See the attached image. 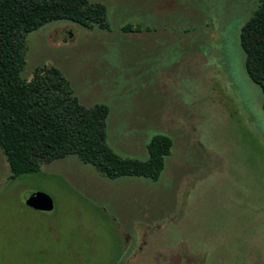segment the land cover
I'll list each match as a JSON object with an SVG mask.
<instances>
[{
  "label": "rangeland",
  "instance_id": "obj_1",
  "mask_svg": "<svg viewBox=\"0 0 264 264\" xmlns=\"http://www.w3.org/2000/svg\"><path fill=\"white\" fill-rule=\"evenodd\" d=\"M94 1L109 29L48 23L28 35L20 75L54 67L79 104L107 106L119 156L146 161L156 135L170 154L155 182L74 155L9 180L0 149V264H264L262 93L239 45L259 0ZM33 192L52 207H26Z\"/></svg>",
  "mask_w": 264,
  "mask_h": 264
},
{
  "label": "trees",
  "instance_id": "obj_2",
  "mask_svg": "<svg viewBox=\"0 0 264 264\" xmlns=\"http://www.w3.org/2000/svg\"><path fill=\"white\" fill-rule=\"evenodd\" d=\"M62 20L109 29L105 7L94 0H0V149L10 168L9 180L74 155L109 179L157 181L172 146L168 136L151 139L146 161L119 156L106 140L107 106L79 104L68 80L54 67L39 68L30 81L21 77L28 35ZM122 31L141 28L127 24ZM239 45L246 74L261 89L264 112V0L241 27ZM189 260L202 264L201 258Z\"/></svg>",
  "mask_w": 264,
  "mask_h": 264
},
{
  "label": "water",
  "instance_id": "obj_3",
  "mask_svg": "<svg viewBox=\"0 0 264 264\" xmlns=\"http://www.w3.org/2000/svg\"><path fill=\"white\" fill-rule=\"evenodd\" d=\"M23 201L26 207L34 211H47L53 205L52 197L43 192L28 193Z\"/></svg>",
  "mask_w": 264,
  "mask_h": 264
}]
</instances>
